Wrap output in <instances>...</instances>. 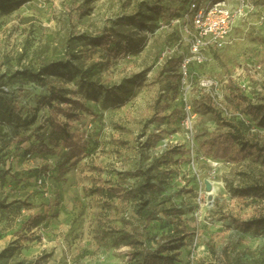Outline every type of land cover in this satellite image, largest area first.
Instances as JSON below:
<instances>
[{
  "label": "rangeland",
  "instance_id": "rangeland-1",
  "mask_svg": "<svg viewBox=\"0 0 264 264\" xmlns=\"http://www.w3.org/2000/svg\"><path fill=\"white\" fill-rule=\"evenodd\" d=\"M191 1L28 0L0 15V96L19 108L0 121V264H264V226L237 225L264 215V154L214 155L236 144L217 114L264 145V0L186 81ZM53 92L86 111L49 105ZM58 124L81 158L52 143ZM145 172L149 226L134 193Z\"/></svg>",
  "mask_w": 264,
  "mask_h": 264
},
{
  "label": "trees",
  "instance_id": "trees-1",
  "mask_svg": "<svg viewBox=\"0 0 264 264\" xmlns=\"http://www.w3.org/2000/svg\"><path fill=\"white\" fill-rule=\"evenodd\" d=\"M26 1L28 0H0V15L12 13L17 7H20ZM103 44L104 41L95 42L96 46H102ZM73 57L74 59H76V56ZM171 61L176 62L177 60L172 59ZM176 63L179 65L180 61H177ZM58 68L65 69L66 71H68L69 69L68 64H61L58 66ZM54 100H58L63 103L74 104L81 110L86 111V108L79 102H72L64 96L57 95L55 92L51 93L50 98L48 99V104L51 105ZM259 109L262 108L251 107L249 113L253 115L257 113ZM18 113L19 108L16 102L8 99L6 96H0V121L16 124ZM217 117L223 122L224 125L232 129L233 132L231 135V140L237 145L235 144L230 148L226 146H219L214 154L216 156V159L237 162L242 160L247 153H257L259 155L264 154V145L260 144L254 139H248L242 133V130L237 124L224 120L219 114H217ZM52 138V143H54L56 147L60 148V152L64 153V150L69 151L68 155L70 159L81 158L83 156L84 152L81 144L77 141L76 136L72 132H70L66 124L55 125L52 132ZM144 174V182L139 184L134 191V193L137 194V196L135 197L138 198V207L136 209V214L140 218V220L145 223V226H149L152 221L156 219L157 212L155 209L149 208V199H147L146 194L148 191L155 189V185L151 182L154 179V176H151L148 172H145ZM261 190L263 189H260L257 186H253L249 189V192L254 193ZM109 192L113 193V196H115L117 193H119V190L116 188H111L109 189ZM237 225L244 229L260 228L264 226V215H259L258 217L253 218L252 220L247 222L239 221L237 222ZM123 237L127 239L130 244L135 243L134 236L130 235L128 232H124ZM175 243H177L176 240L168 242L166 244V247H164L165 250L168 252L177 251L182 243ZM176 258V253L172 254L171 256L164 257L161 256L160 252H158L156 254H150V257H145L143 262H135V264H155L157 262L158 264H160L161 261H174Z\"/></svg>",
  "mask_w": 264,
  "mask_h": 264
},
{
  "label": "built area",
  "instance_id": "built-area-1",
  "mask_svg": "<svg viewBox=\"0 0 264 264\" xmlns=\"http://www.w3.org/2000/svg\"><path fill=\"white\" fill-rule=\"evenodd\" d=\"M252 5L247 0H192L185 20L189 22L190 34L187 54L180 63L183 79L188 81L191 69L203 65L211 52L225 48L231 39L238 20L248 16ZM178 21V20H177ZM165 51L164 56L174 55ZM43 184L42 180L39 181Z\"/></svg>",
  "mask_w": 264,
  "mask_h": 264
},
{
  "label": "water",
  "instance_id": "water-1",
  "mask_svg": "<svg viewBox=\"0 0 264 264\" xmlns=\"http://www.w3.org/2000/svg\"><path fill=\"white\" fill-rule=\"evenodd\" d=\"M208 189H210V186H208Z\"/></svg>",
  "mask_w": 264,
  "mask_h": 264
}]
</instances>
